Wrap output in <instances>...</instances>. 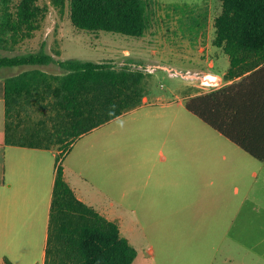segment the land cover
I'll use <instances>...</instances> for the list:
<instances>
[{
    "label": "rangeland",
    "instance_id": "374dc122",
    "mask_svg": "<svg viewBox=\"0 0 264 264\" xmlns=\"http://www.w3.org/2000/svg\"><path fill=\"white\" fill-rule=\"evenodd\" d=\"M65 1L63 13L50 5L41 29L8 54L43 49L57 60L145 73L143 104L77 139L62 159L89 203L116 219L137 252L132 264H264V161L190 113L196 79L175 74L198 76L195 39L215 35L220 2L147 0L148 28L133 38L76 30ZM40 69L61 73L55 64ZM29 112L32 121L41 115ZM218 138L224 144L214 147Z\"/></svg>",
    "mask_w": 264,
    "mask_h": 264
},
{
    "label": "trees",
    "instance_id": "16d2710c",
    "mask_svg": "<svg viewBox=\"0 0 264 264\" xmlns=\"http://www.w3.org/2000/svg\"><path fill=\"white\" fill-rule=\"evenodd\" d=\"M218 1L221 9L214 20L213 44L229 59L226 78L257 67L254 75L263 73L264 0ZM65 2L0 0V70L20 69L4 78V141L59 151L45 264H132L135 248L120 234L116 223L75 196L64 180L62 159L77 139L143 104L145 73L128 65L116 68L109 62L57 60L43 49L8 54L35 36L50 5L61 14ZM68 5L71 24L79 31L141 38L148 28L147 0H69ZM50 64L57 65L61 73L40 69ZM260 87L264 90V83ZM234 88L238 95L239 84L188 98L185 108L249 155L264 161V148L260 150L243 136L231 133L208 112L210 98ZM247 101L245 109L235 106L241 116L246 109L264 106L263 95ZM33 107L41 114L36 121L29 120ZM22 111L27 119L21 116Z\"/></svg>",
    "mask_w": 264,
    "mask_h": 264
},
{
    "label": "crops",
    "instance_id": "0c3cea01",
    "mask_svg": "<svg viewBox=\"0 0 264 264\" xmlns=\"http://www.w3.org/2000/svg\"><path fill=\"white\" fill-rule=\"evenodd\" d=\"M214 37L215 35L200 36L195 39L198 52L202 56L200 55L201 59L199 58L194 73L200 79L194 80V91L188 95V98L213 91L219 92L226 87L239 84L238 95L235 94L236 88H234L233 91H223L210 98L208 112L219 123L225 124L231 133L243 136L262 150L264 148V106L259 108L256 106V110L246 109L243 116L237 110L240 109L238 106L245 109L243 106L249 104L247 100L264 96V90L260 87L264 83V72L254 75L259 68L257 67L226 78L230 62L221 48L213 44ZM125 53L128 52L125 51ZM18 72L10 68L0 70V264H45L55 180V157L59 151L56 148H29L5 143L4 78ZM207 76L216 78L219 84L213 87L206 86L201 78ZM216 133L227 139L218 131ZM216 144L217 147H221L224 143H221L218 138V142H214V147ZM228 149L232 154L239 155L237 148L227 146V151ZM219 153L222 155L220 151L217 154ZM162 157L164 158L163 155ZM210 157L211 155L208 156ZM205 160L210 162L209 159L205 158ZM226 160V156L223 155L221 161ZM63 177L75 196L94 208L82 194V187L71 181L73 177L67 174L64 167ZM94 209L107 220L116 221L114 217H110L109 212Z\"/></svg>",
    "mask_w": 264,
    "mask_h": 264
},
{
    "label": "built area",
    "instance_id": "2783aa9c",
    "mask_svg": "<svg viewBox=\"0 0 264 264\" xmlns=\"http://www.w3.org/2000/svg\"><path fill=\"white\" fill-rule=\"evenodd\" d=\"M171 74L174 73V72H170ZM175 74H179L181 75L183 78H194L196 80H199L200 77L196 76V75H192L190 74L189 72H186V73H177L175 72ZM201 80L205 83L206 86H209V87H213V86H216L219 84V81L216 80L214 77H210V76H207V77H203L201 78Z\"/></svg>",
    "mask_w": 264,
    "mask_h": 264
}]
</instances>
